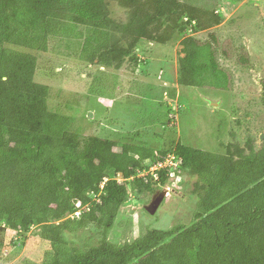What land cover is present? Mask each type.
<instances>
[{
  "label": "trees",
  "instance_id": "trees-1",
  "mask_svg": "<svg viewBox=\"0 0 264 264\" xmlns=\"http://www.w3.org/2000/svg\"><path fill=\"white\" fill-rule=\"evenodd\" d=\"M111 2L127 11L118 23ZM219 0H0V235L24 232L48 245L25 264H264V142L250 153H212L178 143L154 154L74 130V117L49 105L51 88L37 81L38 56L52 38H83V59L105 68L139 63L142 41L215 22ZM161 34V35H160ZM178 84L227 89L215 35L182 41ZM226 51V50H225ZM245 61L248 59L244 57ZM264 106V95L262 97ZM175 153L176 171L197 178V209L189 225L150 229L133 242L109 240L122 208L137 193L156 195L170 179L139 173ZM149 159V164L144 162ZM119 180H122L120 183ZM79 212V215H75ZM89 224L101 239L82 250L67 240ZM4 248L0 240V252Z\"/></svg>",
  "mask_w": 264,
  "mask_h": 264
},
{
  "label": "rangeland",
  "instance_id": "rangeland-1",
  "mask_svg": "<svg viewBox=\"0 0 264 264\" xmlns=\"http://www.w3.org/2000/svg\"><path fill=\"white\" fill-rule=\"evenodd\" d=\"M110 6L112 17L125 23L127 11L116 2ZM213 15L216 20L210 27L195 30V22L186 19L178 31L160 34L163 42L142 41L136 49L139 63L127 59L117 69L84 60L78 44L84 37L52 38L48 51L38 56L36 79L51 88L50 107L74 117V130L83 137L146 145L155 155L172 152L180 142L212 153L230 151L237 159L264 142V0H219ZM212 35L220 43L218 60L230 77L228 88L179 86L182 41L205 42ZM148 164L149 159L144 162ZM196 181L186 170L170 177L165 187L170 197L155 215L145 206L160 192L140 194L127 182L130 200L109 240L124 244L150 229L189 225L199 201ZM100 239L93 224L67 234V240L82 250L98 245ZM0 240V264L40 262L48 249L46 243L12 229Z\"/></svg>",
  "mask_w": 264,
  "mask_h": 264
},
{
  "label": "built area",
  "instance_id": "built-area-1",
  "mask_svg": "<svg viewBox=\"0 0 264 264\" xmlns=\"http://www.w3.org/2000/svg\"><path fill=\"white\" fill-rule=\"evenodd\" d=\"M181 167V162L179 161L175 153L168 154L163 160H158L157 164L150 167L148 170H142L139 175L140 177H146L147 175H152L154 179H159L158 172L160 171H169L171 176L176 174V171ZM121 183L122 180H119ZM170 192V190H169ZM170 197V193H169ZM75 215H79L77 212Z\"/></svg>",
  "mask_w": 264,
  "mask_h": 264
},
{
  "label": "water",
  "instance_id": "water-1",
  "mask_svg": "<svg viewBox=\"0 0 264 264\" xmlns=\"http://www.w3.org/2000/svg\"><path fill=\"white\" fill-rule=\"evenodd\" d=\"M214 106L217 104H213ZM264 139V134H262L261 136V140ZM169 190L164 188L159 194H157L152 202L145 206L146 211L151 214V215H155L158 211V209L160 208V206L162 205V203L165 201L166 197L168 196Z\"/></svg>",
  "mask_w": 264,
  "mask_h": 264
},
{
  "label": "clouds",
  "instance_id": "clouds-1",
  "mask_svg": "<svg viewBox=\"0 0 264 264\" xmlns=\"http://www.w3.org/2000/svg\"><path fill=\"white\" fill-rule=\"evenodd\" d=\"M176 174H177V173H176ZM176 174H175V175H176ZM147 176H148V175H147ZM170 176H171V175H170ZM171 177H172V176H171ZM154 180H156V179H154ZM166 189H167V188H166ZM168 190H169V189H168ZM169 193H170V192H169ZM169 193H168V196H167L166 198H168V197H169ZM130 195H131V194H130Z\"/></svg>",
  "mask_w": 264,
  "mask_h": 264
}]
</instances>
